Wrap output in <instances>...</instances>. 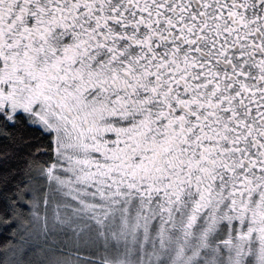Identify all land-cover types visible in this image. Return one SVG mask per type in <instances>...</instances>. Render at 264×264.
<instances>
[{
    "label": "snow or ice",
    "instance_id": "snow-or-ice-1",
    "mask_svg": "<svg viewBox=\"0 0 264 264\" xmlns=\"http://www.w3.org/2000/svg\"><path fill=\"white\" fill-rule=\"evenodd\" d=\"M0 264H264V0H0Z\"/></svg>",
    "mask_w": 264,
    "mask_h": 264
},
{
    "label": "trees",
    "instance_id": "trees-1",
    "mask_svg": "<svg viewBox=\"0 0 264 264\" xmlns=\"http://www.w3.org/2000/svg\"><path fill=\"white\" fill-rule=\"evenodd\" d=\"M8 238V233L4 229H0V244H3Z\"/></svg>",
    "mask_w": 264,
    "mask_h": 264
}]
</instances>
